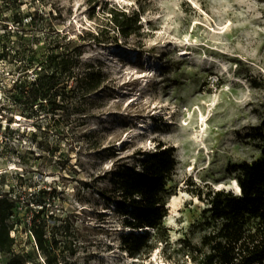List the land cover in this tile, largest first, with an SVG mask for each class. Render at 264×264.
Listing matches in <instances>:
<instances>
[{
    "label": "rangeland",
    "instance_id": "374dc122",
    "mask_svg": "<svg viewBox=\"0 0 264 264\" xmlns=\"http://www.w3.org/2000/svg\"><path fill=\"white\" fill-rule=\"evenodd\" d=\"M113 5L139 13V31L115 28ZM57 46L75 55L73 77L61 75L58 109L31 107L26 81ZM93 72L102 85L84 98ZM202 114L207 125L195 126ZM141 122L147 132L134 135ZM263 123L264 0H0V198L16 200V244L0 264L15 254L45 264L30 233L42 209L59 264H195L191 245L214 228L206 193L235 192L228 169L262 156ZM159 143L177 161L169 212L131 255L125 216L102 192L113 196L117 167H140Z\"/></svg>",
    "mask_w": 264,
    "mask_h": 264
},
{
    "label": "trees",
    "instance_id": "16d2710c",
    "mask_svg": "<svg viewBox=\"0 0 264 264\" xmlns=\"http://www.w3.org/2000/svg\"><path fill=\"white\" fill-rule=\"evenodd\" d=\"M108 13L115 28L126 37L139 31V13L128 14L117 5L109 8ZM60 48L57 46L48 54L35 79L26 81L29 88L25 97L31 107L40 100V106L47 103L51 104L52 109L59 108L56 98L61 75L66 74L69 79L73 77L77 62L75 55ZM102 82L99 72L85 77L82 82L85 87L84 98L98 90ZM69 92L75 94V91ZM263 127L264 123L259 126L260 129ZM139 163L140 167L128 163L118 166L113 173V196L108 195L107 191L102 192L104 198L116 201L115 209L125 216L122 248L131 255L151 247V231L164 226L171 195L167 186L177 164L175 148L159 143L157 150ZM228 172L237 180L241 193L225 189L206 193L214 228L202 236L200 244L191 245L195 252L192 260L195 264H264V150L259 159L230 166ZM15 206V199L7 196L0 198V252L12 253L16 244V237L12 234L15 225L10 220ZM42 210L32 217L30 233L46 257L45 264H59L57 242L54 241L55 244L48 247L45 228L37 222ZM6 264L27 263L21 255L15 254Z\"/></svg>",
    "mask_w": 264,
    "mask_h": 264
},
{
    "label": "bare ground",
    "instance_id": "6f19581e",
    "mask_svg": "<svg viewBox=\"0 0 264 264\" xmlns=\"http://www.w3.org/2000/svg\"><path fill=\"white\" fill-rule=\"evenodd\" d=\"M156 67V66H155ZM153 74H154V70H153V72H151V71H144L142 74H139L136 78H143V81H142V85L140 86V89L141 90H143V89H145L146 87H147V83L150 81V79L148 78V77H151V76H153ZM131 80H133V77H129V81H131ZM138 99H139V97L138 98H134L132 101H128L127 102V107H130V105L132 104V103H138L137 101H138ZM176 110H174L173 112H175ZM172 118V116H167L166 117V119H171ZM207 117L205 116V114H202L201 116H200V118L198 119V121H197V125H195V126H199L200 125V122H201V126L203 127L204 125H207ZM164 123H166V124H172V125H174L175 124V122L173 121V120H169V121H165ZM183 124L184 125H186L187 124V122H183ZM194 126V127H195ZM146 128H148V126L146 125V124H144L143 122H141V125L140 126H138L136 129H135V132H134V135H142V134H144V133H146L147 131L145 130ZM162 128H164V127H162ZM199 131H201V128L200 129H197V132L199 133ZM129 136V135H128ZM199 136V135H198ZM199 144H204V141L202 140V138L201 139H199V138H197V140H196ZM190 142L188 141V143L187 144H189ZM203 147V146H202ZM16 167H13V169H15ZM1 172V171H0ZM233 189H234V191L236 192V193H238V194H240L241 193V188H240V185L238 184V182H237V180L236 179H234L233 180ZM148 230V229H147Z\"/></svg>",
    "mask_w": 264,
    "mask_h": 264
}]
</instances>
